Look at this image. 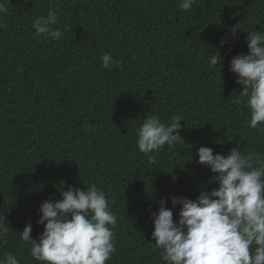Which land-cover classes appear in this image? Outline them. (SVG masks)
Wrapping results in <instances>:
<instances>
[{"label": "trees", "instance_id": "obj_1", "mask_svg": "<svg viewBox=\"0 0 264 264\" xmlns=\"http://www.w3.org/2000/svg\"><path fill=\"white\" fill-rule=\"evenodd\" d=\"M180 3L10 0L0 14V221L9 229L0 257L11 252L20 264H40L18 231L31 222L38 239L45 199L95 183L117 216V251L106 264H163L150 213L167 198L176 221L172 196L195 199L216 187L196 162V147L227 155L236 146L264 160V133L248 126L244 103L232 102L242 86L229 62L247 52V33L220 47L237 22L242 31L264 32V0H196L190 10ZM51 9L60 12L52 25L63 32L59 40L34 35L35 18ZM217 50L221 75L208 67ZM105 53L114 66L102 67ZM150 115L185 120V142L165 145L154 163L136 145V130Z\"/></svg>", "mask_w": 264, "mask_h": 264}, {"label": "clouds", "instance_id": "obj_2", "mask_svg": "<svg viewBox=\"0 0 264 264\" xmlns=\"http://www.w3.org/2000/svg\"><path fill=\"white\" fill-rule=\"evenodd\" d=\"M195 3L196 0H182L179 7L190 10ZM9 4L10 0H0V14L8 12ZM59 16L57 9H51L47 16L36 17L32 24L34 35L44 40H59L63 32L52 28L60 23ZM241 27L239 22L229 27L220 47H230L239 33H247V52L236 54L229 62L235 83L242 86L240 96L232 102L244 103L250 110L248 126L264 133V32L242 31ZM101 59L103 68L116 64L111 53L103 54ZM223 60L219 50L212 53L209 69L219 68L221 75ZM181 121L185 120L180 116H172L170 123L155 115L147 116L136 130L138 150L154 163V153L161 152L165 145L172 148L184 141ZM196 152V162L212 174L207 183L216 187L211 191L202 189L195 199L172 196V208L179 206L176 221L173 211L165 207L167 198L159 200L150 220L151 238L161 261L163 264H264V160L253 152L242 154L236 146L227 155L214 154V149L207 146L196 147ZM58 190L61 199H45L38 208L40 215L36 223L43 225L38 239L31 238V222L18 231L19 239L30 245L31 257L40 264H106L117 251L113 232L117 216L106 193L95 183L86 185V190L71 186ZM8 231L3 218L0 237ZM0 264H20V261L8 252L0 257Z\"/></svg>", "mask_w": 264, "mask_h": 264}, {"label": "bare ground", "instance_id": "obj_3", "mask_svg": "<svg viewBox=\"0 0 264 264\" xmlns=\"http://www.w3.org/2000/svg\"><path fill=\"white\" fill-rule=\"evenodd\" d=\"M195 48V47H194Z\"/></svg>", "mask_w": 264, "mask_h": 264}]
</instances>
